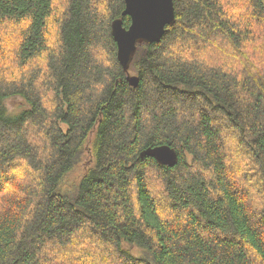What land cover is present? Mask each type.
I'll return each mask as SVG.
<instances>
[{
	"label": "trees",
	"instance_id": "trees-1",
	"mask_svg": "<svg viewBox=\"0 0 264 264\" xmlns=\"http://www.w3.org/2000/svg\"><path fill=\"white\" fill-rule=\"evenodd\" d=\"M172 1L124 71V0H0V264H264V0Z\"/></svg>",
	"mask_w": 264,
	"mask_h": 264
},
{
	"label": "water",
	"instance_id": "water-1",
	"mask_svg": "<svg viewBox=\"0 0 264 264\" xmlns=\"http://www.w3.org/2000/svg\"><path fill=\"white\" fill-rule=\"evenodd\" d=\"M123 15L130 17V24L124 27L120 18L111 23V33L117 45V60L124 71H128L137 45L158 42L166 26L175 20L172 0H124ZM130 85H137L138 78L126 74ZM143 154L152 156L159 164L173 166L177 153L167 145L147 148Z\"/></svg>",
	"mask_w": 264,
	"mask_h": 264
},
{
	"label": "rangeland",
	"instance_id": "rangeland-1",
	"mask_svg": "<svg viewBox=\"0 0 264 264\" xmlns=\"http://www.w3.org/2000/svg\"><path fill=\"white\" fill-rule=\"evenodd\" d=\"M6 104L9 107L10 112L12 113H16L18 111H21L22 109L27 108L26 103L25 102L23 103V101L20 98H12V99L6 100ZM81 170H82L81 167H76L75 169H73L71 173L67 176L68 182H72L73 180H75L77 178L78 173H80ZM132 250L134 254L138 253L137 248H133Z\"/></svg>",
	"mask_w": 264,
	"mask_h": 264
}]
</instances>
